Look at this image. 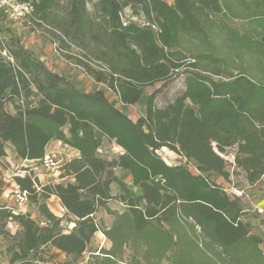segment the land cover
<instances>
[{"label": "trees", "instance_id": "16d2710c", "mask_svg": "<svg viewBox=\"0 0 264 264\" xmlns=\"http://www.w3.org/2000/svg\"><path fill=\"white\" fill-rule=\"evenodd\" d=\"M17 1L31 4V21L50 27L60 51L68 41L81 47L77 64L105 83L120 104L133 105L144 89H155L146 97L144 113L132 118L103 90L79 89L51 70L17 36L0 43V157L9 144L20 159L40 161L52 140L78 151L59 164L60 177L69 176L66 182L41 184L32 172L14 176L13 188L27 191L40 218L0 204V236L7 241L9 264H35L47 245L79 256L99 230L111 242L103 255L113 257L131 244L140 251L133 264H264V239L241 220L240 197H230L209 178L229 180L222 153L233 146L230 163L245 172L248 183L264 177V78L233 65L231 51L219 53L216 44L224 33L232 47L264 58V13L246 17L250 28L240 33L215 19L230 10L224 0ZM126 6L142 13L146 23L124 22ZM186 39L206 49L192 52ZM90 60L99 62V69ZM180 74L181 93L158 106L157 94ZM7 101L15 104L14 114L7 111ZM104 139L114 142L119 154L101 156ZM161 148L193 160L195 169L167 163ZM116 168L128 171L131 186ZM51 196L75 219L76 228L62 229V219L46 203ZM110 201L125 210H112ZM99 208L114 216L106 229L95 220ZM8 221L19 227L13 234L5 228Z\"/></svg>", "mask_w": 264, "mask_h": 264}, {"label": "rangeland", "instance_id": "374dc122", "mask_svg": "<svg viewBox=\"0 0 264 264\" xmlns=\"http://www.w3.org/2000/svg\"><path fill=\"white\" fill-rule=\"evenodd\" d=\"M229 4L230 10L222 16H215L216 20H224L227 25L232 28H237L240 33L245 29H249L250 26L247 23L246 17L252 14L264 13V0H224ZM89 12L94 15V6L92 2L87 3ZM3 15H0V43L3 44L10 38V36H17L21 42L33 53L42 58L46 65L53 71L58 72L68 77L76 87L85 91H91L96 89L103 90L111 103L118 106L125 114L132 118H136L144 113L145 100L148 93L155 89V85H152L143 91V97L133 105L120 104L114 95V93L106 86L105 83L97 82L91 74L85 73V71L77 64V58L83 56L84 50L72 42H66L62 45V51H55L53 48V41L58 44V38L53 35L48 25L42 24L36 25L29 18H11L2 11ZM238 16V17H234ZM121 18L124 22H135L138 24H145L146 19L142 13L134 14L129 6L124 7L121 10ZM259 39V38H258ZM217 48L220 52L231 51V57L233 58L232 64L245 67L249 72L257 77L264 78V58L260 55L253 54L247 48L236 49L232 47L230 41L224 33H221L216 39ZM184 45L192 52H198L206 49L204 46L199 45L197 41H191L186 39ZM261 57V58H260ZM90 66L94 69H99V62L90 60ZM85 69V68H84ZM263 72V73H262ZM183 76L175 75L167 81L166 86L156 96V104L158 106H164L171 102L173 98L181 93L183 90ZM16 104L19 102L16 101ZM6 109L10 113H15V104L11 101L6 102ZM6 156L0 157V204H4L8 207H16L15 201L11 196V190L14 186V176L24 175L27 172L33 174H39L40 183L44 184L47 180L51 181L61 176L62 171L46 170L40 161H33L31 163L20 159L14 152L11 145H6ZM169 149L161 148L158 150L160 156L169 164H183L189 167L191 170L195 169V163L193 160H187L183 156L177 153L168 151ZM121 149L104 139L101 145L100 155L107 158L119 154ZM236 152V146L227 148L222 155L228 161L229 180L225 181L221 177H217L214 174H210L211 180H216L220 185L226 188V191L230 197H240L244 214L241 216V220L249 222L252 225L253 232L259 234L264 239V225L262 219L264 218V177L255 182L249 184L245 172L238 168L235 163H230ZM58 160L59 164H63L71 154L69 148L63 145L58 146L50 152ZM114 172L126 181L130 186V175L127 170L116 168ZM69 176H66L60 182H66ZM56 182V181H54ZM136 195H139L138 189L134 188ZM116 187L113 186L112 192H116ZM46 203L50 211L61 218V224L63 230L66 232L71 231L75 225V219L65 214L64 208L60 205L59 201L51 196L46 200ZM109 206L112 210L122 212L126 206L117 202L110 201ZM25 210V211H23ZM22 212H28L33 218H40L38 208L34 203L27 202L26 206L22 208ZM114 216L108 214L104 208H99L95 213V220L99 223L101 229L108 228L113 221ZM6 230L11 234L15 233L19 229L18 225L13 221H8L6 224ZM7 241L3 240L0 236V258L1 264H9L8 256L5 252ZM111 247V242L106 236H103L101 232H97L92 237L90 243L86 246L84 252L76 257L66 256L64 253L58 251L51 245L43 247V250L35 257V264H133L140 258V251L136 250L131 244L124 245L122 249L117 252L113 257H105L103 250H108ZM264 251V241L261 245ZM160 264H170L167 260H163Z\"/></svg>", "mask_w": 264, "mask_h": 264}, {"label": "built area", "instance_id": "2783aa9c", "mask_svg": "<svg viewBox=\"0 0 264 264\" xmlns=\"http://www.w3.org/2000/svg\"><path fill=\"white\" fill-rule=\"evenodd\" d=\"M0 10L4 11L8 17L14 19L15 18L23 19L27 17L30 20H33L30 17L32 6L29 2H19L17 0H0ZM52 44L54 50L56 52L59 51L57 42L53 41ZM2 54L6 56L8 60L13 61L12 57L9 56L6 53V51H3ZM40 162L46 170L57 171L59 168V160L50 152H46L43 158L40 160ZM11 196L13 197L16 204L15 211L16 212L22 211V208L26 206L28 202L27 191L20 190L18 187H15L11 190ZM98 232L101 231L99 230ZM101 234L104 236L102 232ZM0 264H1V258H0Z\"/></svg>", "mask_w": 264, "mask_h": 264}, {"label": "crops", "instance_id": "0c3cea01", "mask_svg": "<svg viewBox=\"0 0 264 264\" xmlns=\"http://www.w3.org/2000/svg\"><path fill=\"white\" fill-rule=\"evenodd\" d=\"M60 145H63L64 147H66V148H69L70 150H71V156L69 157V158H67V160L68 159H70V158H72V157H76V156H78V151L77 150H75V149H73V148H71V147H69V146H67V145H64V144H62L60 141H58V140H52V141H50L47 145H46V148H45V152H51V151H53V149H55V148H57L58 146H60ZM25 161H27V162H29V163H31V162H33V160H27V159H24ZM35 176H37V178L39 179V181H41L40 180V176H39V174H34ZM62 179H64V178H61V177H59V178H57V179H54V180H51V181H49V180H47L45 183H48V182H54V181H56V182H58V181H61ZM71 179V178H70ZM69 179V180H70ZM54 198H56L55 196H53ZM57 199V198H56ZM58 200V199H57Z\"/></svg>", "mask_w": 264, "mask_h": 264}]
</instances>
